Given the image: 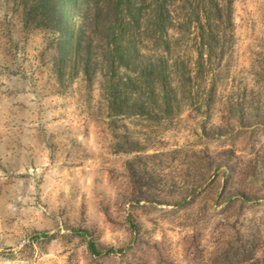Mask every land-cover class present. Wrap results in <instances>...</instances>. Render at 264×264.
<instances>
[{
    "label": "rangeland",
    "instance_id": "obj_1",
    "mask_svg": "<svg viewBox=\"0 0 264 264\" xmlns=\"http://www.w3.org/2000/svg\"><path fill=\"white\" fill-rule=\"evenodd\" d=\"M107 6L87 73L0 0V264H264V0H171L115 72Z\"/></svg>",
    "mask_w": 264,
    "mask_h": 264
},
{
    "label": "trees",
    "instance_id": "obj_2",
    "mask_svg": "<svg viewBox=\"0 0 264 264\" xmlns=\"http://www.w3.org/2000/svg\"><path fill=\"white\" fill-rule=\"evenodd\" d=\"M12 1L14 15L22 25V30L27 36L32 31L45 32L53 30L60 36L58 44L60 53L65 56L73 54L77 59L82 56V51L86 47L87 63L85 71L90 73L93 61L92 41L88 34L91 22L88 9L90 3L93 1L97 3L99 0ZM105 1L108 3L107 12L103 14L98 8L95 13V19L97 27L101 29V33L103 34L102 39L108 44L107 56L112 60L109 69L115 72L118 66L130 63L132 54L137 55L138 47L136 46V40L140 33L147 34L149 30L153 29L157 32L164 30L167 23L166 11H169V1L171 0ZM143 25L145 26L143 27ZM11 31L14 32L15 30L11 29ZM114 63L118 65L115 66ZM145 66L142 75L144 74L150 89L154 85L155 72L158 71L160 66L158 62L147 63ZM113 85L111 92L114 101H116L115 109L119 110L121 107L117 101L123 99V102H125V94L121 93L120 87L122 83L120 80L114 82ZM77 232L87 234L86 231L82 230H77ZM89 246L94 254L101 253V250L96 247L92 240L89 242ZM112 251L114 250H107L108 253Z\"/></svg>",
    "mask_w": 264,
    "mask_h": 264
}]
</instances>
